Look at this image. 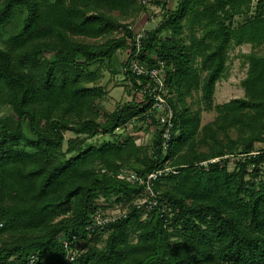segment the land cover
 Wrapping results in <instances>:
<instances>
[{
	"label": "trees",
	"instance_id": "16d2710c",
	"mask_svg": "<svg viewBox=\"0 0 264 264\" xmlns=\"http://www.w3.org/2000/svg\"><path fill=\"white\" fill-rule=\"evenodd\" d=\"M155 5L167 11L144 27L139 59L162 62L174 113L165 150L147 113L152 101L138 92L147 77L123 71L130 99L113 111L102 108L107 89L97 83L119 52L123 68L128 25ZM166 5L0 0V262L22 264L35 254L38 264H264V159H235L229 169L222 158L264 142V53L256 51L264 45V0ZM242 44L252 48L243 55V96L214 105L215 117L202 125V107L212 108L216 84L227 77L228 49ZM152 125V141L137 143L135 131ZM128 126L133 132L116 136ZM66 131L74 137L63 149ZM100 135L114 139L85 144ZM165 165L177 172L153 183L157 205L138 209L143 185L117 174ZM112 197L126 217L88 236L86 224L105 205L99 200ZM63 238L77 247L71 262Z\"/></svg>",
	"mask_w": 264,
	"mask_h": 264
},
{
	"label": "built area",
	"instance_id": "2783aa9c",
	"mask_svg": "<svg viewBox=\"0 0 264 264\" xmlns=\"http://www.w3.org/2000/svg\"><path fill=\"white\" fill-rule=\"evenodd\" d=\"M128 28L133 32L129 45L130 48L125 54V65L123 66V71L129 72L134 76H145L147 77L146 82L139 89V93L143 95H148L152 101L151 107L147 113L153 115L157 120V126L161 130V143L165 150L171 139L174 127V113L172 106L168 101V89L165 82V73L162 67V62L159 66L149 67L144 62L139 59V54L142 48V39L145 36L144 26H134L132 24L128 25ZM258 157L262 156L264 159V142L260 144L259 147L255 148L250 152H242L237 154L224 155L222 158H229L230 162L228 164L229 169H232L235 159L245 158V157ZM221 157H215L206 161L200 162L201 165H206L207 162L218 161ZM252 166H254L252 164ZM251 166V167H252ZM259 167L264 175V160H261ZM174 167L165 165L161 168H157L145 175H139L131 170H121L117 177L120 179H125L130 182H136L143 185V192L134 201L133 205L138 209H143L144 211H149L157 205V192L153 189V183L161 176L167 175L169 173H176ZM105 205L103 208H98L94 211L91 219L85 226V231L88 236L94 230L102 229L109 223L115 222L119 219L125 218L128 209L121 207L117 202H115V197H112L109 201H105L103 198L99 200ZM73 239H77L74 235ZM63 247L65 248V261L71 262L77 255V247L70 244L68 239H62ZM0 264H18L13 261L0 262ZM22 264H38V258L35 254H31L27 257L26 261Z\"/></svg>",
	"mask_w": 264,
	"mask_h": 264
},
{
	"label": "rangeland",
	"instance_id": "374dc122",
	"mask_svg": "<svg viewBox=\"0 0 264 264\" xmlns=\"http://www.w3.org/2000/svg\"><path fill=\"white\" fill-rule=\"evenodd\" d=\"M166 2L167 8L175 9L177 5V0H164ZM254 3H252V7ZM165 9H161V6H150L149 10L144 13H140L134 20L131 22L134 26H144L145 28H152L154 27L165 15ZM241 17H237L236 21L241 20ZM131 19L127 20L130 21ZM187 33V29H185V33ZM186 42H188V37H185ZM252 50L249 44H242V45H231L228 49V72L227 77L218 81L216 84V89L213 95V105L211 109H201V124H205L211 120L216 115V111L214 109V105L224 103L231 98L243 96V89L241 87V80L246 75V63L244 62L243 55L247 54ZM259 53H264V45L257 48L256 50ZM123 59V55L121 52L118 53V60L113 65L106 66L104 63V67L100 69V78L98 80V84L104 85L107 89V94L104 99L101 101V106L103 109L108 111H113L116 106L122 102H125L130 99L129 92L125 89V85L127 82V77L119 64ZM118 61H120L118 63ZM92 68H95V65H92ZM200 95L194 94V100L199 99ZM197 104L194 106L196 107ZM139 127V125H138ZM156 127V126H155ZM154 125L145 129V127L140 126L137 129L136 134L141 135V139H137V143H150L152 141V137L154 135L155 128ZM132 127L128 126V128H120L116 130V136L123 135L125 132H131ZM133 132V131H132ZM65 142L63 145V149L66 148V141L72 139L74 134L70 131H66L64 133ZM114 139L111 135H100L96 136L95 138H91L85 141V144L90 143L93 145H99L104 141H112ZM103 243H100L101 246Z\"/></svg>",
	"mask_w": 264,
	"mask_h": 264
},
{
	"label": "crops",
	"instance_id": "0c3cea01",
	"mask_svg": "<svg viewBox=\"0 0 264 264\" xmlns=\"http://www.w3.org/2000/svg\"><path fill=\"white\" fill-rule=\"evenodd\" d=\"M141 138H142L141 135H139V138L138 139L140 140Z\"/></svg>",
	"mask_w": 264,
	"mask_h": 264
}]
</instances>
